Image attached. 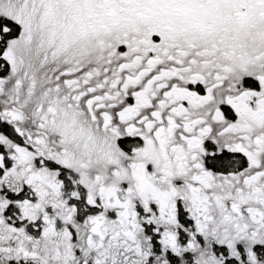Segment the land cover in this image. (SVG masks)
I'll list each match as a JSON object with an SVG mask.
<instances>
[{"label": "snow or ice", "instance_id": "6c2138e0", "mask_svg": "<svg viewBox=\"0 0 264 264\" xmlns=\"http://www.w3.org/2000/svg\"><path fill=\"white\" fill-rule=\"evenodd\" d=\"M0 264H264V0H0Z\"/></svg>", "mask_w": 264, "mask_h": 264}]
</instances>
